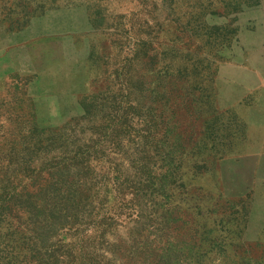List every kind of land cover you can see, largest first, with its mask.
<instances>
[{"label":"rangeland","instance_id":"rangeland-1","mask_svg":"<svg viewBox=\"0 0 264 264\" xmlns=\"http://www.w3.org/2000/svg\"><path fill=\"white\" fill-rule=\"evenodd\" d=\"M89 45L125 59L82 98ZM164 66L184 77L158 87ZM260 85L264 0H0V264H264ZM159 89L197 98L205 133L159 124ZM197 163L230 204L174 224L161 202Z\"/></svg>","mask_w":264,"mask_h":264},{"label":"trees","instance_id":"trees-1","mask_svg":"<svg viewBox=\"0 0 264 264\" xmlns=\"http://www.w3.org/2000/svg\"><path fill=\"white\" fill-rule=\"evenodd\" d=\"M105 49L102 53L101 51L93 54V55H99V57H97L93 62H91L94 65L93 67H88L86 74H87V79L91 78V73H94V76L92 79H94V82H96L97 84V88L92 91L91 93L88 92L89 90V86L85 89V92H83V96L82 98H86L89 96H100L104 93H106L110 88L111 85L114 83L115 81V72H116V67H118L119 65H122V63H124V59L123 57H118L114 54L115 50H110L109 48H104ZM102 49V50H103ZM101 55V57H100ZM115 65H117L115 67ZM166 66V65H165ZM159 67L158 70L155 69L152 72L153 73H158V87H162L165 85H163V73L167 74L168 76H172L173 82L177 83L178 80L181 79V77H184L183 70L177 69V71L175 70H171V68H169V66L166 67ZM115 67V68H114ZM166 69L168 72H166ZM170 71V72H169ZM151 72V73H152ZM157 87V86H156ZM174 88H178L177 84H173ZM149 89V88H148ZM191 91H195V88H192ZM156 104L160 105V108L157 107L158 110V123L159 124H163L165 125L166 123L169 124L170 123H174L176 121V118L179 117H183L186 118L189 117V121L185 120L188 122V126L187 129L191 132L190 134V138H195L197 134V132H199L200 129V134H204L206 129H208L209 124H207L206 121L203 122V120H201V113L200 111H198L199 109V100L197 98L193 99L192 103L188 106L182 102L183 99L181 95H178V89L175 91V94L172 96L171 94L168 95L166 97V94L163 93L162 90L159 89L157 95H156ZM171 105V106H175L177 107V111H174L172 113V118L171 120H165V116H164V111L162 109L163 105ZM180 112L182 114H180ZM207 124V126H206ZM175 125H178L181 127L180 122H176ZM183 127V125H182ZM203 130V131H202ZM189 132V133H190ZM193 145V147L197 150H203L204 147H206V149L211 148L210 145L208 144H204L203 142H194L191 143ZM210 144V143H209ZM188 145V144H187ZM202 168V164H195L193 166V173L194 174H187L186 172H178V174L175 175L174 177V187H178L179 189H181L180 192H174L173 194L171 192H166L167 195L165 194L164 200L161 202V205H167L170 206L171 208V215H172V222L175 223H179L181 221L180 218V214L183 212L184 214H198V215H203V214H207V217H211V214L213 215V213H215L216 209L215 208H211V207H204L205 203H208L207 201H209L210 199L212 200L213 196L215 195L217 197V199L219 201H223L226 204H230L231 201V197H227L224 196L222 194H218L215 191H211V190H205L204 188H202L200 185L196 184L194 182V180L197 178V172ZM176 195H181V199L177 198L176 199ZM176 201V203L174 202ZM188 202L189 206L188 208H184L182 202ZM174 203L173 208L171 207V204ZM169 208V207H168ZM213 217V216H212ZM206 220V217H205ZM215 220V219H214ZM189 221L192 222V220L189 218ZM218 222L217 219L215 221V223ZM198 223V222H197ZM186 224V223H183ZM183 224H178L176 226L181 227ZM201 224L203 226H205L204 229H206V224L203 220V222H201ZM193 231V230H192ZM210 231V230H209ZM194 232V231H193ZM203 236L204 234L207 233L206 230H203ZM194 233H198V230H195ZM169 234H173V231H171ZM165 249H163V251H165ZM157 264H163V262H159ZM166 264V263H165ZM197 264H203V262H200L198 260ZM208 264V263H205Z\"/></svg>","mask_w":264,"mask_h":264},{"label":"crops","instance_id":"crops-1","mask_svg":"<svg viewBox=\"0 0 264 264\" xmlns=\"http://www.w3.org/2000/svg\"><path fill=\"white\" fill-rule=\"evenodd\" d=\"M97 57H99V55H93L92 52L90 51V45H89V53H88V56H87V59L85 58V60H88V63H91L93 62ZM101 57V55H100ZM87 62V61H85ZM87 63V64H88ZM80 64V63H79ZM85 64V63H84ZM86 64L83 66L85 68ZM82 67V68H83ZM85 70V69H84ZM38 73V72H37ZM39 74V73H38ZM40 75V74H39ZM258 95H259V103H258V108L261 112L264 113V100L262 99V97L264 96V86L260 85V87L258 88ZM71 94H69L70 96Z\"/></svg>","mask_w":264,"mask_h":264}]
</instances>
